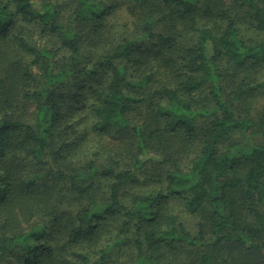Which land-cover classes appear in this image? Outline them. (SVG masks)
Instances as JSON below:
<instances>
[{"label":"trees","instance_id":"1","mask_svg":"<svg viewBox=\"0 0 264 264\" xmlns=\"http://www.w3.org/2000/svg\"><path fill=\"white\" fill-rule=\"evenodd\" d=\"M0 264H264V0H0Z\"/></svg>","mask_w":264,"mask_h":264},{"label":"rangeland","instance_id":"2","mask_svg":"<svg viewBox=\"0 0 264 264\" xmlns=\"http://www.w3.org/2000/svg\"><path fill=\"white\" fill-rule=\"evenodd\" d=\"M122 16H124V15H122Z\"/></svg>","mask_w":264,"mask_h":264}]
</instances>
